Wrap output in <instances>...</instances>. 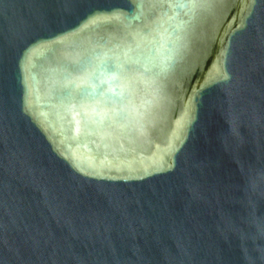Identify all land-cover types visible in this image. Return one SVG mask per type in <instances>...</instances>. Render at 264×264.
<instances>
[{"label":"water","instance_id":"95a60500","mask_svg":"<svg viewBox=\"0 0 264 264\" xmlns=\"http://www.w3.org/2000/svg\"><path fill=\"white\" fill-rule=\"evenodd\" d=\"M0 264H264V0H0Z\"/></svg>","mask_w":264,"mask_h":264},{"label":"snow or ice","instance_id":"6c2138e0","mask_svg":"<svg viewBox=\"0 0 264 264\" xmlns=\"http://www.w3.org/2000/svg\"><path fill=\"white\" fill-rule=\"evenodd\" d=\"M140 7L142 8V7H143V5H140Z\"/></svg>","mask_w":264,"mask_h":264}]
</instances>
